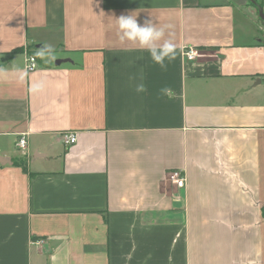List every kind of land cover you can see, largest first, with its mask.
<instances>
[{
    "label": "crops",
    "instance_id": "crops-1",
    "mask_svg": "<svg viewBox=\"0 0 264 264\" xmlns=\"http://www.w3.org/2000/svg\"><path fill=\"white\" fill-rule=\"evenodd\" d=\"M255 3L264 14V0H0V264H264ZM129 14L171 25L166 68L121 42Z\"/></svg>",
    "mask_w": 264,
    "mask_h": 264
},
{
    "label": "clouds",
    "instance_id": "clouds-1",
    "mask_svg": "<svg viewBox=\"0 0 264 264\" xmlns=\"http://www.w3.org/2000/svg\"><path fill=\"white\" fill-rule=\"evenodd\" d=\"M118 35L121 42L132 43L138 45L141 50L147 51L153 62L159 64L160 67L166 68L165 60L171 61L175 58L176 44L170 38H165L166 33H169L171 25H163L158 27L152 19H146L143 24L139 23L136 15H121L116 18ZM38 56L46 61H55V49L50 44H43L41 50L37 53ZM27 76V70H19V79L21 82ZM136 85V92L144 93L147 91L146 85L142 82ZM46 86V80L40 79L35 81L31 86L33 93L39 92ZM165 95L171 96L169 88L165 87L162 90Z\"/></svg>",
    "mask_w": 264,
    "mask_h": 264
},
{
    "label": "built area",
    "instance_id": "built-area-1",
    "mask_svg": "<svg viewBox=\"0 0 264 264\" xmlns=\"http://www.w3.org/2000/svg\"><path fill=\"white\" fill-rule=\"evenodd\" d=\"M184 55L187 59H193L197 55V51L195 48L189 47L186 48V50L184 51ZM25 60H26L25 68L27 71L34 70L38 65L37 59L33 54H28ZM76 141H77V134L75 132H66L62 134V142L66 146H70L74 144ZM26 143H27L26 138L24 136H21L17 142V146L22 149L25 148ZM169 179L178 188H182L185 186L186 178L182 170H173L169 174Z\"/></svg>",
    "mask_w": 264,
    "mask_h": 264
},
{
    "label": "water",
    "instance_id": "water-1",
    "mask_svg": "<svg viewBox=\"0 0 264 264\" xmlns=\"http://www.w3.org/2000/svg\"><path fill=\"white\" fill-rule=\"evenodd\" d=\"M255 5H256V7H257V9H258V12H259V14H260V17H261V18H264V14H263L262 7H261L259 4H257V3H255ZM5 160L8 161V158H6V157H0V163L4 164V163H5ZM8 162L11 163L10 160H9Z\"/></svg>",
    "mask_w": 264,
    "mask_h": 264
},
{
    "label": "rangeland",
    "instance_id": "rangeland-1",
    "mask_svg": "<svg viewBox=\"0 0 264 264\" xmlns=\"http://www.w3.org/2000/svg\"><path fill=\"white\" fill-rule=\"evenodd\" d=\"M233 1V3H235L236 5H239V3H245L246 0H231ZM260 21V20H259ZM262 23V22H261ZM264 26V24H263ZM264 29V28H263ZM261 35L263 36L264 35V31L261 33ZM263 39H264V36H263Z\"/></svg>",
    "mask_w": 264,
    "mask_h": 264
},
{
    "label": "trees",
    "instance_id": "trees-1",
    "mask_svg": "<svg viewBox=\"0 0 264 264\" xmlns=\"http://www.w3.org/2000/svg\"><path fill=\"white\" fill-rule=\"evenodd\" d=\"M262 215H263V217H264V207L262 208Z\"/></svg>",
    "mask_w": 264,
    "mask_h": 264
}]
</instances>
